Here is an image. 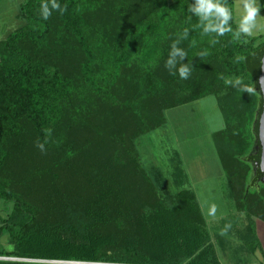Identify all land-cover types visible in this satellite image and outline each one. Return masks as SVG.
Listing matches in <instances>:
<instances>
[{
    "label": "trees",
    "instance_id": "trees-1",
    "mask_svg": "<svg viewBox=\"0 0 264 264\" xmlns=\"http://www.w3.org/2000/svg\"><path fill=\"white\" fill-rule=\"evenodd\" d=\"M42 2L24 0V24L0 41V201L13 205L0 215V256L43 262L0 264H222L179 152L147 169L140 151L167 110L208 96L225 119L213 138L231 197L254 232L245 246L259 250L264 183L251 186L264 42L203 35L187 12L194 0H57L68 9L48 20ZM185 29L179 47L193 67L181 79L164 65Z\"/></svg>",
    "mask_w": 264,
    "mask_h": 264
},
{
    "label": "rangeland",
    "instance_id": "rangeland-1",
    "mask_svg": "<svg viewBox=\"0 0 264 264\" xmlns=\"http://www.w3.org/2000/svg\"><path fill=\"white\" fill-rule=\"evenodd\" d=\"M23 1L0 0V41L24 24L20 19V5ZM231 1L233 18L238 23L237 0ZM259 3L261 4V0ZM260 14L264 16V7L261 8ZM261 25L251 37H259L258 41L264 42V21H261ZM225 92L226 90L223 93ZM166 117L167 123L163 127L141 139L140 151L143 163L147 169L153 164H168L169 167V159L176 158L175 151H178L179 158L189 175L186 185L196 191L208 223L212 225L223 215L231 213L229 207L235 204L229 197L228 178L214 144V133L222 129L225 123L217 99L208 96L191 104L167 110ZM212 205L216 206L214 212L211 210ZM12 206V204L5 205L1 200L0 215L7 218ZM244 214L237 213L232 220L238 225H243ZM224 226L226 228V225ZM226 229V235L230 237L229 228ZM237 232L236 227H233L232 238L237 236ZM2 241L7 242V235ZM30 260L29 262H34L33 260L36 259ZM8 261L19 260L17 257H12Z\"/></svg>",
    "mask_w": 264,
    "mask_h": 264
},
{
    "label": "clouds",
    "instance_id": "clouds-1",
    "mask_svg": "<svg viewBox=\"0 0 264 264\" xmlns=\"http://www.w3.org/2000/svg\"><path fill=\"white\" fill-rule=\"evenodd\" d=\"M50 5V6H49ZM239 20L235 29L232 27L233 10L228 6V0H194L187 7V12L198 18L199 27L202 28L203 35H215V37H223L228 33H232L234 38L239 39L241 36H252L253 32L258 30L264 21V16L260 14V10L264 5L259 0H237ZM68 9L65 4L61 6L57 0H43L40 5V15L42 19L48 20L52 11H58L63 15ZM189 30L185 29L183 33L172 42L168 59L165 61V68L170 75L179 74L181 79H188L192 72L193 65L190 62L185 63L187 52L179 47L182 40L187 39ZM219 43L218 39L213 38L211 45ZM207 52H201L199 55L204 56ZM226 84H233L232 80H226ZM241 85L239 79L235 80L234 86ZM244 92H252L253 89L244 86ZM46 138L43 142L39 139L35 142V146L42 154H47L45 145L48 143V137L51 136L52 130L46 129ZM211 210L214 212L216 206L212 205ZM229 226H226V228ZM223 234V233H222Z\"/></svg>",
    "mask_w": 264,
    "mask_h": 264
},
{
    "label": "crops",
    "instance_id": "crops-1",
    "mask_svg": "<svg viewBox=\"0 0 264 264\" xmlns=\"http://www.w3.org/2000/svg\"><path fill=\"white\" fill-rule=\"evenodd\" d=\"M254 180H256V182L253 181L254 184L251 186L253 189L264 183L259 182L257 177H255ZM229 197L232 199L230 189ZM234 203V206L230 205L229 207L231 209V213L223 215L220 220H217V222H213L212 225H209L220 260L222 264H262L264 262V220L259 217H253L255 232L259 240L260 249L256 252H251L249 248L245 246V243L254 237V232L246 213L240 211L235 201ZM236 212L239 214L245 213V221L243 225H238L236 224L237 222L232 220V218H234L237 214ZM224 225L229 226L230 237L226 235L227 229ZM233 227H236L238 230L235 238H232L231 236Z\"/></svg>",
    "mask_w": 264,
    "mask_h": 264
},
{
    "label": "water",
    "instance_id": "water-1",
    "mask_svg": "<svg viewBox=\"0 0 264 264\" xmlns=\"http://www.w3.org/2000/svg\"><path fill=\"white\" fill-rule=\"evenodd\" d=\"M256 82L262 96V107L259 121L258 137L264 150V48L259 51L257 57Z\"/></svg>",
    "mask_w": 264,
    "mask_h": 264
},
{
    "label": "flooded vegetation",
    "instance_id": "flooded-vegetation-1",
    "mask_svg": "<svg viewBox=\"0 0 264 264\" xmlns=\"http://www.w3.org/2000/svg\"><path fill=\"white\" fill-rule=\"evenodd\" d=\"M253 154L254 175L257 177L259 182H264V150L262 148L260 139L256 141Z\"/></svg>",
    "mask_w": 264,
    "mask_h": 264
},
{
    "label": "built area",
    "instance_id": "built-area-1",
    "mask_svg": "<svg viewBox=\"0 0 264 264\" xmlns=\"http://www.w3.org/2000/svg\"><path fill=\"white\" fill-rule=\"evenodd\" d=\"M10 258H12V257H4V256H0V261H8V260H10ZM18 260L19 261H31L30 259H20V258H18ZM34 262L36 261V262H39V261H41V262H43L42 260H33Z\"/></svg>",
    "mask_w": 264,
    "mask_h": 264
}]
</instances>
